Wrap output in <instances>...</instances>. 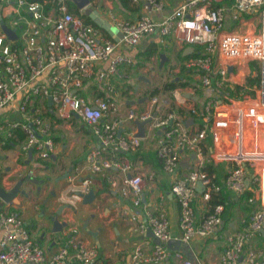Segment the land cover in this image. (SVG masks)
<instances>
[{
	"label": "built area",
	"instance_id": "built-area-1",
	"mask_svg": "<svg viewBox=\"0 0 264 264\" xmlns=\"http://www.w3.org/2000/svg\"><path fill=\"white\" fill-rule=\"evenodd\" d=\"M144 1L153 10L163 7L161 0ZM0 6L7 9L6 14H0V108L14 105L19 112L18 118L0 122V142L15 137V130L21 129L25 134L21 148L48 159L55 142L43 100L50 96L57 116L67 119L76 114L95 135L96 144L86 154L92 172L117 167L126 173L130 161L123 154H109L110 149L116 146L128 153L140 146V136L118 135L122 119L114 96L129 79L125 66L132 62L131 56L117 50L118 45L135 46L155 30L161 42L174 36L185 44L200 45V54L185 58L183 65L195 68L202 85L217 89L204 110L190 107L202 118V125L193 129L172 110L152 116L160 100L157 94L149 97V105L142 111L130 109L127 118L150 117V129L159 131L156 156L179 206L182 240L208 237L223 220L222 203L197 215L194 198L198 183L204 187L202 197L207 201L223 190L238 194L254 190L248 199L256 202L255 208L238 229L227 234L216 261L195 263L180 251H172L178 264H264V248L245 247L248 240L264 232V101H257L259 91L264 96V0H183L160 19L147 13L127 19L109 9V18L122 32L118 41L85 22L82 9L78 13L68 10L63 0L56 10L49 11L38 0H0ZM5 29L13 30L15 36H9ZM250 62L263 64V89H256L259 83L246 80V73L254 74L248 67ZM240 76L244 80L236 79ZM85 82L99 83L105 95L87 98L79 91ZM249 90H256L253 97ZM206 137L212 140L213 148L207 155L203 149ZM181 150L195 155L192 167L181 165ZM214 160L229 164L222 180L204 168V163ZM154 175L151 171L146 177ZM90 182V178L83 179L69 197L87 192ZM143 182L142 174L133 173L122 187L123 192L131 193L136 206L141 204ZM144 213L145 219L136 228L150 230L159 242L150 252L136 246L129 264H167V243L172 240L167 214L163 210ZM0 223V264H90L97 256L96 248L80 240L73 225L60 246L48 252L32 238L15 211L1 209Z\"/></svg>",
	"mask_w": 264,
	"mask_h": 264
},
{
	"label": "crops",
	"instance_id": "crops-1",
	"mask_svg": "<svg viewBox=\"0 0 264 264\" xmlns=\"http://www.w3.org/2000/svg\"><path fill=\"white\" fill-rule=\"evenodd\" d=\"M161 1L163 7L160 10H153L144 0L137 2L127 0L126 4H123L121 0H90L89 6L96 8L100 16L113 24L108 16L109 9L127 19L137 18L143 13L160 19L183 0ZM6 10L0 6V14H6ZM149 43L152 44L150 49H155L153 55L160 51L163 52V58L160 56L161 62L167 59L168 49H171L172 54L175 55L178 51L180 52L181 61L178 66L174 67L176 72L181 70L180 73L190 76L193 75L191 71H196L195 68H187L183 65L185 58L194 56L186 55L194 53L196 47L189 49L190 45L183 43L177 37L170 36L165 42H161L158 31L155 30L142 38L135 46L120 43L117 50L132 58V62L125 66L130 73L129 79L119 86L114 96L117 115L122 119V135L137 132V126L133 122L134 118H127L128 111L132 109L139 112L149 105V99L147 101V95L143 94V90L144 85L151 81V77L147 78L140 74L138 64H136L137 58H141L148 51L146 47ZM150 58L153 56L151 55ZM139 63L143 65L145 62ZM218 64H221L220 60ZM196 72L194 75L197 74L199 79V73ZM137 78L139 81H136ZM173 78L178 79L179 76ZM236 79L244 80V76ZM190 84L170 90L174 95L171 99L176 107L181 109L180 112H177V109L172 111L188 126L196 129L202 125L203 120L200 116L193 114L190 107L194 106L198 110H204L205 102L216 94L217 89L214 86L205 87L209 90L205 93L201 82L200 86L198 83ZM79 91L87 98L104 96L106 93L104 88L95 82H85ZM171 99L165 96L160 97L153 112L158 116L166 114L168 112L166 103ZM43 101L47 106L45 119L49 123L50 132L54 138V149L48 159L39 158L32 150H23L21 145L24 140L18 137L17 130H15V137L4 140L3 143L0 142V185L8 190L17 185L26 192L22 193L18 190L16 200L11 202H5L0 198V210L15 211L19 214L24 219L32 238L44 246L48 252H54L60 246L68 227L73 225L77 228L79 239L96 248L97 256L90 264H129L131 252L136 246H141L145 252H150L159 242L150 230L140 231L136 228L139 221L145 219L144 212L163 210L167 214L172 235V240L167 243L170 250L167 264H178L179 259L172 254V251H180L184 258L195 263L214 262L219 258L226 244L227 234L238 229L242 220L248 218L255 208L256 202L249 201V197H243L244 195L230 190H223L222 194L225 197L222 203L223 220L216 232L208 237L182 240L180 238L179 206L170 191L169 179L156 156V136L159 131L150 129L151 119L144 125V136L141 137L138 149L125 153L116 146L112 148L117 156L123 154L130 161V169L126 173L117 167L92 172L86 163L88 150L96 144L95 135L90 127L75 115L67 119L60 118L52 102L48 104V98ZM187 110H190V113ZM18 117L19 112L14 105L0 108V122ZM7 143L10 144L6 145ZM203 149L205 155L213 150L212 140L209 137L203 140ZM180 162L185 169H188L194 165L195 155L192 152L181 150ZM212 163L214 164L212 172L217 175L218 180H222L229 164L221 160H214ZM151 171L155 175L154 178L149 179L146 174ZM133 173L142 174L144 180L142 190L144 198L141 196V204L138 206L132 203L130 192L122 191L125 179ZM27 175L37 180H27ZM85 178L91 179L89 189H93L94 197L89 201H84L83 196L69 197L71 189L79 186ZM203 189L202 184L198 183L197 194L194 198L197 215L207 211L210 207L209 201L202 197ZM56 222L59 225L56 226ZM62 222L66 224L63 225ZM1 227L0 223V233ZM245 247L264 248V232L248 240ZM25 264L36 263L26 262Z\"/></svg>",
	"mask_w": 264,
	"mask_h": 264
},
{
	"label": "rangeland",
	"instance_id": "rangeland-1",
	"mask_svg": "<svg viewBox=\"0 0 264 264\" xmlns=\"http://www.w3.org/2000/svg\"><path fill=\"white\" fill-rule=\"evenodd\" d=\"M151 45L152 44H150V43L148 44V46L146 47L148 49V51H146V53H144L141 58L140 57L137 58L138 62L136 63V64H138L140 74H143V76H146L147 78L151 77V81L148 82V84L144 85L145 89L143 90V94L147 95V97H146L147 101H148L149 97L152 96V94H150V92L153 90V88L161 87L162 83L164 81L169 80V79L173 78L174 76H179V77L181 76L180 79L185 77L182 80L187 79L189 81V84L190 83H193V84L198 83V85L200 86V81L198 79V76H196L197 74L194 75V73L196 71L195 72L191 71V74H193V75L187 76V74L184 75V74L180 73L181 70L179 72L178 71L176 72L174 70V67L176 65L178 66L179 62L181 61V59L179 58V54H180L179 51L175 55V54H172L171 49H168L167 50V59L164 60V62L162 61L163 62L162 63L160 61V53H163L162 51L158 52L156 55H153V53L155 54V51L152 52L151 55L153 56V58H150L151 55H149L148 52L151 50L150 49L152 47ZM139 62H145V63L143 65H141V63H139ZM248 67L252 68L251 71L253 70L254 74L252 72L245 74L247 82L250 78L257 77L258 78L257 81H256V79L253 80V82L260 84V86H259V84L257 85L256 89H260V87H261V89H263L262 84H261V79L263 77V64L260 62H255V63L250 62L248 64ZM136 81H139V79L137 78ZM140 81H141V83H143L142 80H140ZM248 83H250V82H248ZM201 86H204V88L209 87V86L202 85V84H201ZM208 91L209 90L207 88H205L204 92L208 93ZM255 91L249 90V94L251 97H253L255 95ZM156 94L157 95L159 94L160 97L165 96V97H167V99H171L174 96L171 91H163V90H160ZM258 94L259 95L257 96V101L260 103L261 101H264V96H262L260 94V91L258 92ZM256 187H257V184H254V188H256ZM241 195H244L243 197H249L246 192H245V194L242 193Z\"/></svg>",
	"mask_w": 264,
	"mask_h": 264
},
{
	"label": "water",
	"instance_id": "water-1",
	"mask_svg": "<svg viewBox=\"0 0 264 264\" xmlns=\"http://www.w3.org/2000/svg\"><path fill=\"white\" fill-rule=\"evenodd\" d=\"M74 3V5L78 8V9H82L83 12L97 25L99 26L101 29L105 30L114 40H119L122 37V32L113 24H111V22L105 18H103L102 16H100L98 14V10L96 8H92L91 6H89L90 0H70ZM6 32L8 33L9 36L14 37L15 36V32L13 30H9V29H5ZM193 46L190 45L189 49H192ZM160 56L163 58L164 54L161 53ZM52 102L51 97H48V104H50ZM75 116H77L75 114ZM153 116H155V113H153ZM150 120V117L144 119V120H139L138 118H134L133 122L136 124L137 126V132L135 133V135L137 136H144V125L145 123H147ZM121 133V127L118 129V135H120ZM29 154L31 155V151H29ZM27 180H34L36 181L37 179L30 177L29 175L26 176ZM18 187V188H17ZM20 191L22 193H26L24 189H20L19 186L15 185L13 186L11 189H5L3 186L0 185V198L5 201V202H11V201H15V196H16V192ZM78 194L80 196H83L84 201H89L91 198L94 197V192L93 189H89L87 192L83 193V192H78ZM144 198V194L141 195ZM62 207V205H61ZM59 212V211H58ZM57 221V220H56ZM62 224H66V222H62ZM59 225L58 222H56V226Z\"/></svg>",
	"mask_w": 264,
	"mask_h": 264
},
{
	"label": "trees",
	"instance_id": "trees-1",
	"mask_svg": "<svg viewBox=\"0 0 264 264\" xmlns=\"http://www.w3.org/2000/svg\"><path fill=\"white\" fill-rule=\"evenodd\" d=\"M38 1L43 3L45 11H49L51 9L56 10L58 5L61 2V0H38ZM121 1H122L123 4L127 3V0H121ZM63 2L67 6L68 10H70L72 12H75V13L79 12V9L74 5V3L72 1L63 0ZM81 15H82V17H83L85 22L96 26L97 28H99L107 36L109 35L105 30H103L99 26H97L84 12ZM195 47H196L195 52L193 51L194 53H189L186 56H189L191 54L192 55L200 54V52L202 50V47H200L198 45H196ZM154 51H155V49H151L148 52V54L151 55V53L154 52ZM255 79H256V81L258 80V78L255 77V78H250L248 80V82L253 83V80H255ZM188 84H189V81L187 79L182 80V79H180V77L178 79L171 78L169 80L164 81L162 83L161 87L153 88V90L150 92V94H152V95L156 94L160 90L170 91V90H173L174 88L183 87V86H186ZM166 104H167L166 107L168 108V111L169 110H174V109L175 110L177 109L176 110L177 112L181 111V109L176 107L175 103L173 102V99L169 100L168 103H166ZM187 112L190 113V110H187ZM17 132H18V137L20 139H24V136H25L24 132L21 129H17ZM10 141L14 142L15 140H10ZM9 144L10 143H7L6 145H9ZM113 150L114 149H110L109 154H112L114 152ZM204 168L207 169L208 171L212 172V171H214V164L212 162L205 163ZM245 192L248 194L249 197H252V195H253L252 194L253 193L252 189H246ZM245 192H244V194H245ZM208 201H209L210 206H213L214 204H217V203H224L225 197H224V194H222V192H218V193L212 194L211 198Z\"/></svg>",
	"mask_w": 264,
	"mask_h": 264
}]
</instances>
